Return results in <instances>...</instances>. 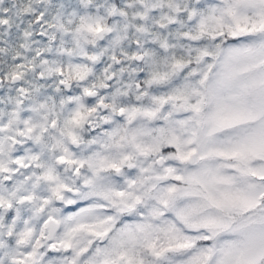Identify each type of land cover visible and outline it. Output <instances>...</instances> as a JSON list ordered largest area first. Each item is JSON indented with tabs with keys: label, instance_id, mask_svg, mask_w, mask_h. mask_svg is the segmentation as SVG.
I'll return each mask as SVG.
<instances>
[{
	"label": "snow or ice",
	"instance_id": "snow-or-ice-1",
	"mask_svg": "<svg viewBox=\"0 0 264 264\" xmlns=\"http://www.w3.org/2000/svg\"><path fill=\"white\" fill-rule=\"evenodd\" d=\"M0 264H264V0H0Z\"/></svg>",
	"mask_w": 264,
	"mask_h": 264
}]
</instances>
